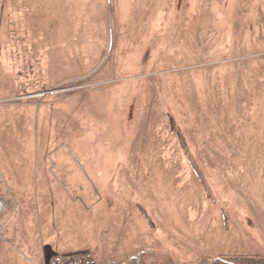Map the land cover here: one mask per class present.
I'll return each instance as SVG.
<instances>
[{"label": "rangeland", "instance_id": "1", "mask_svg": "<svg viewBox=\"0 0 264 264\" xmlns=\"http://www.w3.org/2000/svg\"><path fill=\"white\" fill-rule=\"evenodd\" d=\"M0 184L30 264H264V0H0Z\"/></svg>", "mask_w": 264, "mask_h": 264}, {"label": "built area", "instance_id": "2", "mask_svg": "<svg viewBox=\"0 0 264 264\" xmlns=\"http://www.w3.org/2000/svg\"><path fill=\"white\" fill-rule=\"evenodd\" d=\"M8 208V202L6 198L1 194L0 184V219L3 213ZM150 251L140 249L125 257H112L105 261L99 260L95 252L88 250L83 252L72 253L68 255L57 254L53 257L51 264H144V259ZM219 264H234L231 261L224 259H217Z\"/></svg>", "mask_w": 264, "mask_h": 264}, {"label": "crops", "instance_id": "3", "mask_svg": "<svg viewBox=\"0 0 264 264\" xmlns=\"http://www.w3.org/2000/svg\"><path fill=\"white\" fill-rule=\"evenodd\" d=\"M24 243H26V242L23 241V240L20 241V245H22L24 247V249H26V247H30V246H25ZM8 247L10 249H8ZM31 248H32V250L37 249V248H34V247H31ZM57 249H62V248L61 247H57ZM0 250H3L2 253L0 252V257H4V259L8 255H9V257H12V258H10L9 262H13V263H16V264H20L18 259L22 257L23 260L27 264H30L29 261H26L25 254H23V252L20 250V248L16 244L12 243L11 241H8L7 240V243L0 244Z\"/></svg>", "mask_w": 264, "mask_h": 264}]
</instances>
